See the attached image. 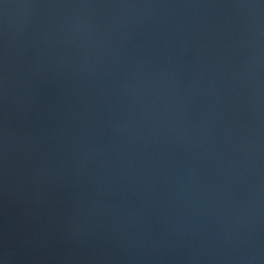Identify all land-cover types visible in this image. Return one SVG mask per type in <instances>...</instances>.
I'll use <instances>...</instances> for the list:
<instances>
[{
  "label": "water",
  "instance_id": "95a60500",
  "mask_svg": "<svg viewBox=\"0 0 264 264\" xmlns=\"http://www.w3.org/2000/svg\"><path fill=\"white\" fill-rule=\"evenodd\" d=\"M0 264H264V0H0Z\"/></svg>",
  "mask_w": 264,
  "mask_h": 264
}]
</instances>
